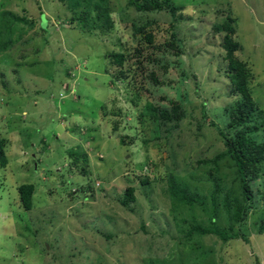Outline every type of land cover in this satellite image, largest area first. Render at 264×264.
<instances>
[{"label": "rangeland", "instance_id": "obj_1", "mask_svg": "<svg viewBox=\"0 0 264 264\" xmlns=\"http://www.w3.org/2000/svg\"><path fill=\"white\" fill-rule=\"evenodd\" d=\"M68 4L0 0V44L8 43L0 46L8 160L0 167V264H176L196 247L209 252L206 264H264V163L240 225L247 244L215 235L184 244L181 221L203 214L189 206L172 212L165 192L168 174L210 191L199 183L208 169L200 162L225 150L220 131L234 133L227 124L237 96L214 31L228 16L240 45L234 56L252 76L255 114L264 117V0H171L149 12L109 0L108 32L72 23ZM4 11L26 21L6 24ZM113 54L124 57L121 76ZM171 100L184 112L176 124L158 117ZM255 121L254 136L264 141ZM22 184L34 185L30 211ZM128 187L129 209L118 202Z\"/></svg>", "mask_w": 264, "mask_h": 264}, {"label": "trees", "instance_id": "obj_2", "mask_svg": "<svg viewBox=\"0 0 264 264\" xmlns=\"http://www.w3.org/2000/svg\"><path fill=\"white\" fill-rule=\"evenodd\" d=\"M170 1L129 0V4L139 12H149L159 11L163 6L165 8L169 7ZM68 6L71 7L74 14L71 22L76 23L84 31L108 32L114 26L109 0H69ZM6 17H9L11 21H26L25 18L4 11L1 13V19L6 21V24L9 20H6ZM234 24L235 19L228 16L221 25L214 27L215 33L222 34L221 48L224 51V62L227 63L225 75L230 83V92L232 95L237 96V100L229 111V122L227 124V130L234 131V133L220 131L225 150L208 161L200 162L207 165L208 169L206 178L199 183L208 182L210 191L202 195L201 191L197 189L198 186L192 188L175 174H168L166 180L165 192L172 212L180 214L179 212L182 209L189 206L193 209L199 208L203 214L201 220L196 219L192 214L188 220L181 221L185 223V226L178 228V232L181 234L184 244L192 240L195 242L197 237L205 235H215L224 242L241 240L244 244L249 243V237L241 232L240 225L244 223L248 216V209H250L255 194L251 184L260 177L264 163V141H258L254 136V133L260 130L261 127L257 125L256 118H261L262 127H264V117H261V111L259 114H255L256 105L252 100L250 89L252 76L247 70L246 64L234 56L240 50V45L233 38L235 35ZM1 27H4L5 34L9 31L7 25ZM5 43V41H2L3 45ZM171 45L174 46L173 40ZM158 49L160 48L158 47ZM111 57L113 63L120 67L117 74L121 76L123 55L113 54ZM152 79L154 84H158L156 78ZM170 103L172 106L171 111L160 110L158 117L176 124L183 118L184 112L181 111L179 102L171 100ZM5 148L6 140L0 136L1 168L6 167L8 164ZM77 161L79 160H71L74 165L78 163ZM226 168L230 170V176L224 171ZM230 177L231 179L228 182ZM142 184H148V181L145 180ZM74 192H71V195ZM33 193L34 185L32 184H22L18 187L21 205L26 211L32 209ZM121 197L118 202L124 208L129 209L130 204L135 201L133 188H126ZM220 214H223L222 218ZM222 222H224L223 228H221ZM262 228H260V231H262ZM42 249L46 250L45 247H42ZM192 250L195 251L193 258L181 256L177 259L176 264H206L209 252L199 247ZM155 263L164 264L163 261H155Z\"/></svg>", "mask_w": 264, "mask_h": 264}]
</instances>
